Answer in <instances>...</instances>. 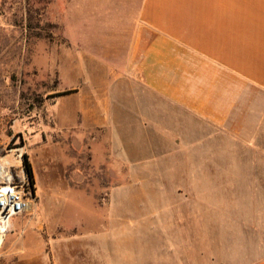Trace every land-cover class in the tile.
Returning a JSON list of instances; mask_svg holds the SVG:
<instances>
[{
	"label": "crops",
	"instance_id": "obj_1",
	"mask_svg": "<svg viewBox=\"0 0 264 264\" xmlns=\"http://www.w3.org/2000/svg\"><path fill=\"white\" fill-rule=\"evenodd\" d=\"M135 1L124 65L83 114L124 170L107 223L29 263L264 264V0Z\"/></svg>",
	"mask_w": 264,
	"mask_h": 264
},
{
	"label": "rangeland",
	"instance_id": "obj_2",
	"mask_svg": "<svg viewBox=\"0 0 264 264\" xmlns=\"http://www.w3.org/2000/svg\"><path fill=\"white\" fill-rule=\"evenodd\" d=\"M135 4L0 0V182L23 185L33 197L31 211L10 221L0 264H37L29 259L50 257L53 238L76 235L96 219L107 223L110 194L124 170L105 162L108 128L93 127L83 114L94 99L109 96L110 70L124 65V40L115 34H123L124 20H135ZM94 139L101 158L95 164ZM258 139L264 161V122Z\"/></svg>",
	"mask_w": 264,
	"mask_h": 264
},
{
	"label": "built area",
	"instance_id": "obj_3",
	"mask_svg": "<svg viewBox=\"0 0 264 264\" xmlns=\"http://www.w3.org/2000/svg\"><path fill=\"white\" fill-rule=\"evenodd\" d=\"M3 170L2 167L0 175ZM31 192L23 185L11 181L0 182V238H5L9 232L11 219L27 211L33 198Z\"/></svg>",
	"mask_w": 264,
	"mask_h": 264
},
{
	"label": "trees",
	"instance_id": "obj_4",
	"mask_svg": "<svg viewBox=\"0 0 264 264\" xmlns=\"http://www.w3.org/2000/svg\"><path fill=\"white\" fill-rule=\"evenodd\" d=\"M23 158V164H24V169H25V172H26V175L31 183V186L34 184V174H33V170H32V166L29 162V157L27 154H24L22 156Z\"/></svg>",
	"mask_w": 264,
	"mask_h": 264
},
{
	"label": "bare ground",
	"instance_id": "obj_5",
	"mask_svg": "<svg viewBox=\"0 0 264 264\" xmlns=\"http://www.w3.org/2000/svg\"><path fill=\"white\" fill-rule=\"evenodd\" d=\"M1 170H2V166L0 167V171ZM27 211H31V206L28 207ZM3 240H4V238H0V244H3Z\"/></svg>",
	"mask_w": 264,
	"mask_h": 264
}]
</instances>
